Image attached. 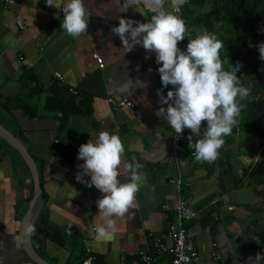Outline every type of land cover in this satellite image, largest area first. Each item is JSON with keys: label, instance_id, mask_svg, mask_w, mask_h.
<instances>
[{"label": "crops", "instance_id": "1", "mask_svg": "<svg viewBox=\"0 0 264 264\" xmlns=\"http://www.w3.org/2000/svg\"><path fill=\"white\" fill-rule=\"evenodd\" d=\"M55 2L56 7H50L46 0H18L17 11L28 25V31L22 32L15 24V9L5 8L0 0V126L31 156L42 198L25 228L30 206H35L32 176L19 153L0 139V264H37L32 250L48 264H80L82 238L94 240L92 248L100 264H119L122 257L151 252L148 234H164L173 220L177 197L173 180H180L182 196L197 212L187 230L199 264H212L213 242L226 264H250V256L264 255V165L257 167L260 149L252 154L256 138L238 124L224 138L214 163L197 162L185 147L175 155V133L155 115L161 106L157 96L163 88L161 80L143 69L155 55L141 46L125 54L119 37L110 32L119 17L147 22L152 13L143 8L125 12L122 0H85L90 13L87 33L73 39L60 28L65 0ZM186 3L178 7L181 12ZM165 8L172 11L170 0ZM189 28L182 50L187 39L205 31L200 26ZM94 54L102 59L101 66ZM53 83L90 97L89 114L72 116L64 124L47 111L45 90ZM32 89L42 92L34 94ZM169 90L171 85L163 88L165 97ZM15 97L25 99L36 116L6 109ZM109 98L126 99L133 108L114 107ZM205 128L202 122V133ZM100 131L118 135L125 146L122 159L136 161L146 176L136 195L138 208L130 210L106 239H97L95 232L103 223L96 206L102 194L75 179L83 163L77 159L79 147ZM183 133L191 134L188 129ZM257 155L255 165L244 163V157ZM120 171L124 182L123 165ZM30 227L35 231L28 232ZM168 261L163 256L156 264Z\"/></svg>", "mask_w": 264, "mask_h": 264}, {"label": "clouds", "instance_id": "2", "mask_svg": "<svg viewBox=\"0 0 264 264\" xmlns=\"http://www.w3.org/2000/svg\"><path fill=\"white\" fill-rule=\"evenodd\" d=\"M168 2L124 0L122 7L125 12L143 8L152 15L147 22L119 17L118 26H113L110 32L119 37L125 54L141 46L155 55L156 64L162 65L157 71L163 88L172 86L166 97L163 88L157 90L161 106L155 115L171 127L177 138L185 129L190 130L188 147L193 150L194 159L211 164L218 159V150L225 144L224 138L230 136L239 124L245 108L242 102L251 95V89L243 86L237 76L242 63L238 61L232 66L229 58L221 59L220 50L224 43L217 35L205 30L197 33L195 38L187 39L186 50L178 47V43L186 39L189 29L180 16L165 8ZM185 2L170 0V7L177 9ZM46 3L56 7L55 0H46ZM62 12L60 28L68 36L76 39L87 33L90 13L85 0H65ZM257 47L259 58L264 61V43ZM225 64L229 65L228 69L224 68ZM202 122H206L203 133ZM201 135L202 138L193 140V137ZM124 152L120 137L108 131L96 133L95 138L90 136L78 150L77 159L83 163L78 166L76 181L89 188L94 186L102 194L96 200L98 215L103 219V223L95 228L97 239L109 238L130 210L139 206L136 195L146 183V176L139 171L140 165L136 161L129 163L122 159ZM121 165L127 174L124 182L120 178ZM84 177H90V181ZM34 231L32 227L28 229V232ZM248 260L250 264H261L264 255L257 253Z\"/></svg>", "mask_w": 264, "mask_h": 264}, {"label": "trees", "instance_id": "3", "mask_svg": "<svg viewBox=\"0 0 264 264\" xmlns=\"http://www.w3.org/2000/svg\"><path fill=\"white\" fill-rule=\"evenodd\" d=\"M206 7V9H203ZM194 16V17H193ZM181 18L189 30L191 26H200L217 35L224 43L220 50L222 60L229 58L235 66L242 63L237 76L243 86L251 89V95L242 103L239 127L250 137L256 138L254 152L260 149L261 162L264 165V61L259 58L258 45L264 43V0H187L182 8ZM193 24V25H192ZM229 68L228 64L224 65ZM44 108L54 113L64 124L72 116H86L91 110V98L84 94L71 95L65 87L57 83L45 90ZM42 92L32 89L31 93ZM6 109H20L26 116L35 117V109L30 108L25 99L15 97L4 106ZM248 142L246 137L244 142Z\"/></svg>", "mask_w": 264, "mask_h": 264}, {"label": "built area", "instance_id": "4", "mask_svg": "<svg viewBox=\"0 0 264 264\" xmlns=\"http://www.w3.org/2000/svg\"><path fill=\"white\" fill-rule=\"evenodd\" d=\"M5 8L15 9V24L19 31L26 32L28 31V25L22 15L17 11L18 0H2ZM124 1V0H122ZM166 6V4H165ZM172 11L180 15V8L172 9ZM63 14L62 9L60 10ZM178 47L181 49L185 48V43L183 41L178 43ZM94 58L97 63L101 66L102 59L98 55L94 54ZM18 64L21 65V61H18ZM162 65H157L155 58L145 63L143 69L145 72L160 78V75L157 71L158 67ZM151 69V72L149 71ZM55 78L59 81H62V77L58 74L55 75ZM71 95H75L76 91L69 89ZM108 102L114 107H129L133 108V104L126 100L122 99L120 101H115L112 98L108 99ZM191 135L190 133H183L179 138L176 137V134L173 136V152L174 154L181 153L184 147L189 151V155H192V151L188 147L187 137ZM194 140V137H193ZM264 142V140H263ZM258 157H244L243 161L247 166L255 165L258 162ZM171 183L174 184L176 190V201L172 209L173 220L169 223L167 230L164 234H157L150 232L148 238L151 241L152 251L141 254L140 256L133 259H126L124 257L120 258L119 264H156L158 259L163 256H168V264H199L200 256L198 251L195 249L192 238L187 230V224L194 220L197 217V212L189 205L188 200L182 196V187L180 180H173ZM166 207L163 206V210ZM81 250L83 253V258L80 261V264H85V261H89V264H100L96 254L93 251L92 244L94 240L82 238L81 239ZM264 251V247H263ZM209 256L212 264H226L223 260V257L217 250V244L213 242L211 244V249L209 251Z\"/></svg>", "mask_w": 264, "mask_h": 264}, {"label": "water", "instance_id": "5", "mask_svg": "<svg viewBox=\"0 0 264 264\" xmlns=\"http://www.w3.org/2000/svg\"><path fill=\"white\" fill-rule=\"evenodd\" d=\"M0 139L6 142L12 149L17 151L19 155L21 156L22 160L25 162L27 165L31 176L33 180V186H34V194H33V203L35 206H30L29 213L24 221L25 228L29 227V224L33 221L36 208H38L39 204L42 202L41 198V190L39 187V179H38V172L35 166V163L33 162L31 156L29 155L28 151L26 148L19 142L17 141L7 130H5L3 127L0 126ZM26 238V237H25ZM35 257L33 258L34 261L37 264H48L39 257H36V253L32 250V253ZM32 257V255H31Z\"/></svg>", "mask_w": 264, "mask_h": 264}, {"label": "rangeland", "instance_id": "6", "mask_svg": "<svg viewBox=\"0 0 264 264\" xmlns=\"http://www.w3.org/2000/svg\"><path fill=\"white\" fill-rule=\"evenodd\" d=\"M181 15V14H180ZM240 125V124H239ZM237 131V128L235 129Z\"/></svg>", "mask_w": 264, "mask_h": 264}]
</instances>
